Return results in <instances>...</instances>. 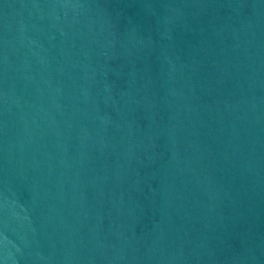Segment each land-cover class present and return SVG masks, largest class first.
<instances>
[{"label":"water","instance_id":"1","mask_svg":"<svg viewBox=\"0 0 264 264\" xmlns=\"http://www.w3.org/2000/svg\"><path fill=\"white\" fill-rule=\"evenodd\" d=\"M0 264H264V0H0Z\"/></svg>","mask_w":264,"mask_h":264}]
</instances>
